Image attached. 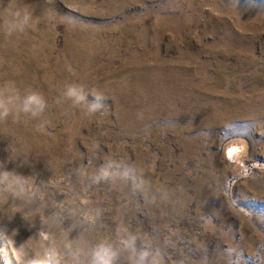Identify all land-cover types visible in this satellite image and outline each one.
I'll use <instances>...</instances> for the list:
<instances>
[{
  "label": "rangeland",
  "instance_id": "374dc122",
  "mask_svg": "<svg viewBox=\"0 0 264 264\" xmlns=\"http://www.w3.org/2000/svg\"><path fill=\"white\" fill-rule=\"evenodd\" d=\"M0 99V264H264V0H0Z\"/></svg>",
  "mask_w": 264,
  "mask_h": 264
},
{
  "label": "clouds",
  "instance_id": "9594fccd",
  "mask_svg": "<svg viewBox=\"0 0 264 264\" xmlns=\"http://www.w3.org/2000/svg\"><path fill=\"white\" fill-rule=\"evenodd\" d=\"M28 17L25 16V23L27 22ZM11 30H15L13 27ZM20 30H23V25H20ZM69 97H76L77 100L83 99V95L80 90L76 87H69L66 93ZM43 108L42 98L38 94H32L26 97L24 101V111H29L33 109V107ZM9 109L6 107L3 99H0V117L6 116L8 114ZM36 112L33 111V115ZM110 175L107 169L101 171V174L96 177V180L99 181L101 178L107 179ZM127 175V173H125ZM43 239L47 240L48 235L42 234ZM136 237L134 235H129L127 239H123L122 243L125 248L131 251V255L129 257L131 264H159V261L156 256H154L148 249H144L141 251H137L135 247ZM58 253L55 248H51L46 250L45 259L41 261H37L36 264H53V262L57 259ZM115 253H113L110 249L101 247L97 249L94 253L93 260L91 264H113V258ZM232 264H238V262H232Z\"/></svg>",
  "mask_w": 264,
  "mask_h": 264
},
{
  "label": "bare ground",
  "instance_id": "6f19581e",
  "mask_svg": "<svg viewBox=\"0 0 264 264\" xmlns=\"http://www.w3.org/2000/svg\"><path fill=\"white\" fill-rule=\"evenodd\" d=\"M236 150L235 149H233V150H231V152L230 153H233V152H235ZM236 153V152H235Z\"/></svg>",
  "mask_w": 264,
  "mask_h": 264
}]
</instances>
